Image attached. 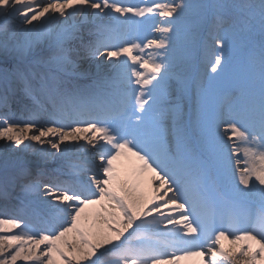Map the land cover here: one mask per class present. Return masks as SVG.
Segmentation results:
<instances>
[{"label": "snow or ice", "instance_id": "6c2138e0", "mask_svg": "<svg viewBox=\"0 0 264 264\" xmlns=\"http://www.w3.org/2000/svg\"><path fill=\"white\" fill-rule=\"evenodd\" d=\"M192 257L264 264V0H0V264Z\"/></svg>", "mask_w": 264, "mask_h": 264}, {"label": "bare ground", "instance_id": "6f19581e", "mask_svg": "<svg viewBox=\"0 0 264 264\" xmlns=\"http://www.w3.org/2000/svg\"><path fill=\"white\" fill-rule=\"evenodd\" d=\"M140 0H130V2L132 3H136ZM192 136V135H191ZM193 140V138L191 137L190 138V143L191 141ZM30 141H25V143H28ZM175 142V141H174ZM31 143H35V142H31ZM81 143H86L85 141H81ZM39 147V145H37ZM44 147H48L47 145H45ZM55 151V150H53ZM139 162L135 160V158H121L120 161L117 162V167L119 168L120 170V173H121V176L122 177H128L130 179H133L135 178V175H134V169L138 166ZM152 177V173H145L144 174V177H143V184H142V190L146 193V195H151V192H152V187H155L158 185V181L155 182V184L153 185H149L148 184V181L151 179ZM100 206H96L94 209H90V211H100ZM13 231H18V230H13ZM223 245L224 247L227 249V248H235L237 251L239 249V244H232L231 240H224L223 241ZM43 247V246H42ZM202 259H207V257H204V258H201V257H192V258H189L187 260H184V261H181V264H201V260ZM17 264H25L24 261L22 260H18L17 261Z\"/></svg>", "mask_w": 264, "mask_h": 264}, {"label": "rangeland", "instance_id": "374dc122", "mask_svg": "<svg viewBox=\"0 0 264 264\" xmlns=\"http://www.w3.org/2000/svg\"><path fill=\"white\" fill-rule=\"evenodd\" d=\"M143 2H144V0H140L136 3H143ZM232 73H233V75H235L237 77V82H239L240 72H239V68L235 62H234L233 68H232ZM233 162H234V160H233ZM232 166H234L233 168H235V162L232 164Z\"/></svg>", "mask_w": 264, "mask_h": 264}]
</instances>
